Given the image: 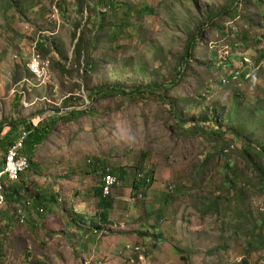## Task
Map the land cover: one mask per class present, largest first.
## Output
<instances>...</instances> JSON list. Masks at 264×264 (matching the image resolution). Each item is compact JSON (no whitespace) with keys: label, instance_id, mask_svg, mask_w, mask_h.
I'll return each instance as SVG.
<instances>
[{"label":"rangeland","instance_id":"rangeland-1","mask_svg":"<svg viewBox=\"0 0 264 264\" xmlns=\"http://www.w3.org/2000/svg\"><path fill=\"white\" fill-rule=\"evenodd\" d=\"M103 1L106 4L0 0L1 139L11 133L12 127H7L11 121L38 124L42 118V123L48 119L55 123L33 158L35 166L16 182L24 188L14 199L7 192L8 203L0 210V264H264V233L261 237L255 225L262 220L264 194L248 181L233 183L245 192L244 199L237 198L236 188L225 187L226 174L232 171L225 170L219 144L178 129L169 105L182 108L197 93L205 94V105L220 118V106L222 112L233 106L229 88L234 85L246 94L241 113L247 105L264 110V63L246 70L249 81H236L237 76L236 82L225 80L220 88V65L233 63L225 71L228 76L245 70L244 59H253L245 58L242 50L231 51L228 41L208 28L195 47L196 63L187 66L188 77L180 87L165 92L163 100L151 96L132 102L119 92L92 99L98 87H146L173 78L188 38L210 11L218 13L230 0H115L118 6L135 9L124 32L115 26L126 18L127 8L112 10L108 1L114 0ZM253 1H233L239 18L215 19L212 26L223 25L233 36L242 37L249 30L263 36L264 7ZM143 8L154 13H139ZM104 22L110 36L101 29ZM114 32L120 37L112 39ZM41 42L48 53L39 50ZM35 59L47 69L44 77L21 82L30 76L26 65L29 69ZM207 63L217 70L209 72ZM68 101L74 108H67ZM74 110L86 114L71 121L62 118ZM195 112L185 109L183 115ZM259 119L264 122V114ZM245 128L242 137L257 132ZM260 135L257 132L252 140L255 146L264 144ZM227 138L232 140L233 135ZM0 148L1 164L8 149ZM237 148L225 151V156L232 159L233 169L242 168L246 175L247 163ZM202 163L207 169L197 181ZM121 168L126 178H117L119 185L110 197L108 231L96 232L101 211L95 190L103 181V170L113 173ZM139 175L152 183L133 193ZM249 178L255 180L254 175ZM213 199L216 207L209 210ZM128 245L142 250L128 253ZM93 248L95 256L90 255ZM79 253L86 254L82 260Z\"/></svg>","mask_w":264,"mask_h":264},{"label":"trees","instance_id":"trees-1","mask_svg":"<svg viewBox=\"0 0 264 264\" xmlns=\"http://www.w3.org/2000/svg\"><path fill=\"white\" fill-rule=\"evenodd\" d=\"M237 2L238 0H230L228 6L226 8L221 9V11H219L218 13H213V11H210L207 16V20L205 21V23L201 26H199L195 32V34L191 35L186 44H185V49H183V55L181 56L180 62H179V69L178 70H174V75L173 78L162 82V84H149L146 87L143 86H135V85H130V87H125L123 85H113V86H108V87H98L94 90L93 92V96L92 99L94 101L97 100V98L99 97H107L110 94L113 93H120L124 99L128 100V101H136L138 99H146L149 97H153V96H158L159 99H164L166 97L165 92H168L169 89L174 88V87H180L182 81L184 79H186V77H188L189 71L187 70V66L196 63L195 60V47L198 44V41L200 39V37L202 36V33L208 29V28H212L214 30H216V32L224 39H226V41H228V46L231 51L235 52V51H243V56L245 58H251L253 59V62L256 63L259 66L262 65V63H264V35L263 36H257L255 33V35L252 33L251 30H249V32H245L244 36L241 37V35L239 34H234V36L232 35V32L228 31V29L224 28L223 25L217 27L212 26V23L214 22L215 19H231V20H235L238 17V12L235 11L236 9V5H233L234 2ZM254 3H256L258 6H263L264 7V0H255L253 1ZM100 3L106 4L103 0H100ZM108 3H110L111 5V9L112 10H119V8L122 7H126L127 4H121V5H117L116 1H108ZM129 5V4H128ZM132 7L131 5H129V7L127 9H124L125 12V16L126 18H122L119 21V24H116L115 28L116 30H120L122 32L125 31L126 27H128L131 24V17L133 16V11H135V9L130 8ZM139 13L141 14H145V13H154V10L152 9H145L143 8L142 10H139ZM216 17V18H215ZM263 18H264V12H263ZM105 21V20H104ZM105 26V22L102 23L101 29L103 31H106L107 36L111 35V32L109 30H106L104 28ZM116 32H114L111 38L116 39L119 38L120 35L116 34ZM110 34V35H109ZM121 34V33H120ZM123 34V33H122ZM250 36L254 37V38H250ZM77 37V36H76ZM100 41H97L96 44H99ZM83 46V41L81 42L79 48L82 49ZM39 50L40 51H44V53H48V49L46 48V44L44 42H41L38 44ZM254 47V48H253ZM246 49V50H245ZM39 52V51H38ZM39 54V53H37ZM256 54V58L254 59V55ZM40 55V54H39ZM82 55H80L81 57ZM68 60V59H66ZM245 61V59H244ZM244 64V62H242ZM232 62L227 63L225 65H220L221 69L218 70L221 75V80L219 82V85L221 86L220 88L224 87L223 81L225 79H229L232 78L233 75L235 73H237L235 70L234 72H232L230 75L226 76L225 75V71L227 69H230L232 67ZM90 67H92V69H95L96 66L93 62H91ZM206 69L209 72H215V68H212V66H210L209 63L206 64ZM26 70L28 72V74L30 76L28 77H24L22 80L26 78H32L33 75L30 72V70L28 69L27 65H26ZM213 74V73H212ZM241 80H245L244 79V75L241 78ZM217 85V86H219ZM135 86V87H134ZM211 86H208L206 88V91H211L210 89ZM164 91V93H163ZM229 91H231V100L233 101V106L231 107L230 110H224L222 112L221 110V106L218 109V111L221 113L220 118H216L213 116L211 109H208V107L205 105V94H201V93H197L194 97V99L190 100L188 99L190 102H188L185 106H183L182 108H176L174 105H170V111L172 113L173 116V121L175 123V126L178 129H183L187 136L189 137H193V138H203L209 141H215L218 145V148L222 149L221 155L225 158L226 164H225V170L227 171H232L229 174H226V177L223 181V185L225 187L230 186L233 190L237 187H235V185H233V183H237L239 181H248V183H252L255 187V190L258 191L261 194H264V144L261 146H255L252 143V140L255 139L257 132L261 133V135H264V122L262 120L259 119V115L264 114V110L259 109L257 106H255L254 108L250 107L249 105H247L248 108H246V110H244V112L241 113V107L245 104L244 99L246 97V94L243 93L242 91H240V88H236V86L233 85V87L229 88ZM75 100V99H73ZM71 100V101H73ZM68 101L66 103L67 108H71L72 106H70V102ZM246 105V104H245ZM256 105V104H255ZM74 108V107H72ZM187 109L189 111H193V109H196L195 115H191V116H184L183 115V111ZM198 111V112H197ZM57 113V114H61ZM86 114L85 111H70L66 114H63V119L66 121H71L72 119H78L82 116H84ZM44 120V119H43ZM43 120L41 121V124L39 126H35V122H30L27 121L25 123L21 122L20 120L18 121H11L9 123V125L7 127H9L11 129V133L5 135L4 139H1L2 137V132H3V126L0 127V147L2 145L6 146L7 149H9L10 147H12L16 140L18 139L19 134L22 132V130H27L30 133V137L27 141V149L25 151V155L29 158V160L31 161L32 166H35L34 162H33V158L36 156L37 152L40 150V147L43 146V144L48 140V138L51 136V134L53 133V128L55 126V123L52 121H50V119H48L47 121H45L44 123ZM247 126V127H246ZM253 128L255 131H253V135H250L248 137V135L246 137H242V135L240 134V132L245 128L246 129H250V127ZM258 128H260L258 130ZM251 133V132H250ZM228 135H233V139L229 140L227 137ZM260 135V136H261ZM7 141V142H6ZM240 146V149L237 148L238 150V154H242L243 158H245L246 160V169L248 171V173H246V175H244L243 173H245V170H243L242 168H238L237 166L233 169L232 165L230 163V161L232 160L230 158V156H225V151H231V149L234 148V146ZM2 150H4L3 148H0V153L2 152ZM235 153V150H234ZM31 164H30V168H31ZM104 165V163H103ZM5 166V161L3 163L0 164V171H2V169ZM30 168L28 169V171L30 170ZM238 168V169H237ZM202 169H207V164L206 163H202L201 167H199L197 169V181L199 179H202L204 173H202L200 175V172L202 171ZM27 171V172H28ZM108 171V170H107ZM107 171L105 172V170H103V175H102V180L104 178V176L107 174ZM126 170L124 168L121 169H114L113 170V175L115 177H117L118 179H125L126 178ZM200 175V176H199ZM249 175H254L256 182H254L255 180H252L249 178ZM199 176V177H198ZM110 177V176H107ZM106 177V178H107ZM113 177V176H112ZM105 178V179H106ZM104 179V180H105ZM116 179V178H115ZM196 179L194 178L192 183H196L195 182ZM118 182V180H117ZM238 183V184H239ZM103 183L101 181V184L98 188H96L95 190V195L97 197L98 201V208L101 212H98V217L101 218V223L96 226V232L98 231H104L107 224L109 223V218H108V213L107 211L110 209V207L112 206V200L111 199H105L103 197ZM117 186V185H116ZM238 186V185H237ZM24 188L20 183H14L11 187L8 188V192L10 191V197H12L14 199V197L18 196L19 190ZM139 184L135 182V185L133 187L134 191L133 193H137V191H139ZM11 189V190H10ZM186 189H188L186 187ZM221 189L219 188V191ZM7 191V189H6ZM238 191V195L237 198L238 199H244L245 198V193L242 189H237ZM220 193V192H219ZM7 195V194H6ZM33 198V196H32ZM36 198H39V196H37ZM34 199V198H33ZM168 199V198H167ZM166 199V200H167ZM7 202V201H6ZM166 201L164 206L166 205ZM6 204V203H5ZM39 207L40 204L42 205V203L38 202ZM3 207V206H2ZM6 207V206H5ZM3 207V208H5ZM216 207V200L213 199L211 201V205L209 207V210L213 209ZM2 208V209H3ZM44 209V207H42ZM164 208V207H163ZM20 213L22 212V210H19ZM3 215L5 216V218H8V215L3 213ZM161 219V216H159ZM262 220H260L261 223H256V227L257 229L260 231V236L262 237L261 234L264 233V213L262 214ZM8 223V222H7ZM9 225H7V227L9 228ZM144 234V233H143ZM146 235V234H144ZM264 238V236L262 237ZM2 244H0V259L2 257Z\"/></svg>","mask_w":264,"mask_h":264},{"label":"built area","instance_id":"built-area-1","mask_svg":"<svg viewBox=\"0 0 264 264\" xmlns=\"http://www.w3.org/2000/svg\"><path fill=\"white\" fill-rule=\"evenodd\" d=\"M63 1L64 0H61V4ZM50 19H54V16H52ZM35 73L37 72L34 71V74ZM42 120L43 119L40 118L39 123L38 124L36 123L35 125L39 126ZM29 137H30L29 131L22 130L15 144L12 147H10L6 155L4 168L8 169V176H7L8 181H12V182L20 181L23 178L24 174L27 173V165H26L27 156L24 153L27 149V141ZM117 185H119V182L117 183ZM1 199H5L4 196L2 195V191H0V200ZM25 216H26V209H25V214H23L24 220H25Z\"/></svg>","mask_w":264,"mask_h":264},{"label":"bare ground","instance_id":"bare-ground-1","mask_svg":"<svg viewBox=\"0 0 264 264\" xmlns=\"http://www.w3.org/2000/svg\"><path fill=\"white\" fill-rule=\"evenodd\" d=\"M55 1L58 3L59 0H55ZM60 2H61V0H60ZM27 67H28V65H27ZM29 70L34 77L43 78L47 69L44 68L43 63L40 60L35 59L29 64ZM34 71L37 73L34 74ZM30 164H31V161L27 157L26 158L27 170L30 168ZM7 176H8V169L4 168L2 171H0V191H2V195L5 198V199L0 200V209H2V206L4 207L7 204V202H6L7 201L6 189L9 186ZM107 176H110V177H107ZM112 176L113 175H111L110 172H108L103 178L104 198H109L113 194L114 189L118 186L117 185V183H118L117 179H115V177L114 176L112 177ZM139 179H142V177L140 176ZM148 182H150V180H148ZM20 210H22V209H20ZM22 212H23V210H22ZM22 221H23V219H22Z\"/></svg>","mask_w":264,"mask_h":264},{"label":"clouds","instance_id":"clouds-1","mask_svg":"<svg viewBox=\"0 0 264 264\" xmlns=\"http://www.w3.org/2000/svg\"><path fill=\"white\" fill-rule=\"evenodd\" d=\"M63 3V2H62ZM41 56V55H40ZM263 64V63H262ZM28 65V64H27ZM244 68H245V70L244 71H239V72H237V73H235L234 75H233V77L232 78H229V79H225V80H228L229 81V84L231 83V82H236V81H238L239 79H241L242 77H243V75H244V79L246 80V81H249L250 80V78H251V74H249V73H247V71L246 70H250V69H258L259 67H258V65L256 64V63H254L253 62V60H249V59H245V63H244ZM246 66V67H245ZM256 71V70H255ZM238 76V78H237V80L236 81H233V79L235 78V77H237ZM27 79V78H26ZM25 80V79H24ZM224 80V81H225ZM223 81V82H224ZM22 82V81H21ZM224 84V83H223ZM225 85V84H224ZM36 124V123H35ZM36 126V125H35ZM10 149V148H9ZM9 149H8V151H9ZM8 153V152H7ZM7 153H6V155H7ZM5 159H6V156H5ZM32 166V165H31ZM5 167V166H4ZM4 169V168H3ZM2 169V170H3ZM110 174L111 175H113L111 172H110ZM114 176V175H113ZM142 177V179H139V177ZM115 177V176H114ZM116 179H117V177H115ZM118 180V179H117ZM148 180H150V182H148ZM21 181V180H20ZM17 182H19V181H17ZM118 182H119V180H118ZM135 182L136 183H138L139 184V187H140V185H143V186H150L151 185V183H152V179L151 178H148V177H146V176H142V175H139L138 176V179H136L135 180ZM11 183L12 184H14V183H16V182H12V181H9V186H8V188L9 187H11ZM102 183H103V181H102ZM103 187V186H102ZM8 188H7V191H6V194H7V192H8ZM139 190H140V188H139ZM103 197H104V195H103ZM111 197V196H110ZM110 197L109 198H105V199H110ZM112 197H113V195H112ZM111 197V198H112ZM141 197H142V195H141ZM8 198V197H7ZM135 199V198H134ZM7 203H8V201H7ZM28 203H31L32 204V202H28ZM7 205V204H6ZM5 205V206H6ZM4 206V207H5ZM24 206L25 207H27V204H25V205H23L22 207L24 208ZM3 208V207H2ZM19 208H20V206H19ZM19 208H17V211H18V209ZM40 208V207H39ZM38 208V209H39ZM2 210V209H1ZM17 211H16V214H17ZM43 211H44V209H43ZM17 217H18V215H17ZM19 218V217H18ZM127 249L129 250V251H127L128 253H140L141 252V250H142V247L141 246H139V245H128L127 246ZM87 261V260H86ZM86 263H88V262H86ZM132 263H135V259L133 258L132 259Z\"/></svg>","mask_w":264,"mask_h":264},{"label":"crops","instance_id":"crops-1","mask_svg":"<svg viewBox=\"0 0 264 264\" xmlns=\"http://www.w3.org/2000/svg\"><path fill=\"white\" fill-rule=\"evenodd\" d=\"M83 208V207H82ZM84 209V208H83ZM109 228V226H106L105 228V231H108L107 229ZM103 232V231H102ZM96 248H93L92 251H90V255H96L97 253L94 252ZM81 255V260H82V257H84L86 254L85 253H79ZM86 260V259H85Z\"/></svg>","mask_w":264,"mask_h":264}]
</instances>
